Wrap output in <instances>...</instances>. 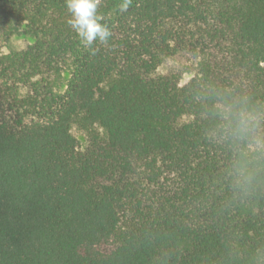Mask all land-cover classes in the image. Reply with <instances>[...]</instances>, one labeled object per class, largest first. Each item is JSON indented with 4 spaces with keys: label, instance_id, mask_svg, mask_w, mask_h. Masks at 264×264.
Segmentation results:
<instances>
[{
    "label": "trees",
    "instance_id": "obj_1",
    "mask_svg": "<svg viewBox=\"0 0 264 264\" xmlns=\"http://www.w3.org/2000/svg\"><path fill=\"white\" fill-rule=\"evenodd\" d=\"M122 2L0 0V264H264V0Z\"/></svg>",
    "mask_w": 264,
    "mask_h": 264
},
{
    "label": "clouds",
    "instance_id": "obj_2",
    "mask_svg": "<svg viewBox=\"0 0 264 264\" xmlns=\"http://www.w3.org/2000/svg\"><path fill=\"white\" fill-rule=\"evenodd\" d=\"M131 0H123L118 5L121 12H126ZM70 28L76 33L82 46L95 55L97 49L94 42L106 45L111 37V31L106 24L101 23L102 16L98 13L99 0H65Z\"/></svg>",
    "mask_w": 264,
    "mask_h": 264
},
{
    "label": "rangeland",
    "instance_id": "obj_3",
    "mask_svg": "<svg viewBox=\"0 0 264 264\" xmlns=\"http://www.w3.org/2000/svg\"><path fill=\"white\" fill-rule=\"evenodd\" d=\"M31 42L28 36H16L12 39V48L14 50H22Z\"/></svg>",
    "mask_w": 264,
    "mask_h": 264
}]
</instances>
